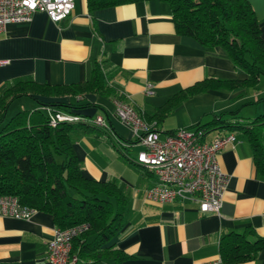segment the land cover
<instances>
[{
  "label": "crops",
  "instance_id": "obj_1",
  "mask_svg": "<svg viewBox=\"0 0 264 264\" xmlns=\"http://www.w3.org/2000/svg\"><path fill=\"white\" fill-rule=\"evenodd\" d=\"M247 1L264 39V0ZM0 61L4 62L0 91L21 78L50 85L82 82L89 79L95 62L101 61L109 85L149 122L158 108L198 81L247 77L221 47L208 49L177 34L170 7L161 0H139L92 13L86 0H74L70 15L58 22L37 11L30 20L9 23L0 32ZM262 76L257 91L243 86L208 88L173 104L155 129L163 137L178 128L196 130L214 115L232 122L253 118L264 112ZM82 98L94 106L77 112L91 119L102 117L107 129L83 126L73 133L81 172L86 178L114 181L126 198L124 223L106 246L127 257L119 263L109 259L107 264H204L220 256V240L228 233L251 229L264 237V176L254 165L245 134L212 127L202 136L211 141L233 134L218 155L229 177L219 214L201 212L196 200L159 205L146 198L154 175L126 156L135 157L142 146L131 128L115 117L113 98L99 93ZM55 100L66 103L74 98ZM56 228L52 215L44 211L29 219L0 216V264H47V242ZM231 264H264V251L254 259Z\"/></svg>",
  "mask_w": 264,
  "mask_h": 264
},
{
  "label": "trees",
  "instance_id": "obj_2",
  "mask_svg": "<svg viewBox=\"0 0 264 264\" xmlns=\"http://www.w3.org/2000/svg\"><path fill=\"white\" fill-rule=\"evenodd\" d=\"M136 1L139 0H86V3L92 13ZM161 1L170 7L177 34L189 36L208 49L221 47L247 77L204 79L194 83L157 109L149 118L155 121V126L173 104L208 88L259 89V79L264 75V39L247 0ZM100 62H95L89 79L82 82L50 85L21 78L0 91V195L17 196L21 204L51 214L59 229L88 223L89 229L72 240L71 252L77 256L76 264H107L109 259L119 263L127 257L121 250L106 246L124 223L126 198L114 181L86 178L73 149V133L78 128L107 129L105 123L98 125L94 118L77 112L94 106L91 102H82V95L99 93L113 99L123 98L109 85ZM65 96L74 100L66 103L55 100ZM38 97L54 100L41 101ZM21 98H31L38 106L17 109L6 119L11 104ZM56 114L77 115L80 120L58 121ZM212 127H230L245 134L254 165L264 176V112L243 118L241 122L214 115L212 121L198 124L196 130H201L203 136ZM260 251H264V237L255 235L251 229L228 233L219 243L225 264L254 259Z\"/></svg>",
  "mask_w": 264,
  "mask_h": 264
},
{
  "label": "built area",
  "instance_id": "obj_3",
  "mask_svg": "<svg viewBox=\"0 0 264 264\" xmlns=\"http://www.w3.org/2000/svg\"><path fill=\"white\" fill-rule=\"evenodd\" d=\"M73 8L74 0H0V32L9 23L30 20L37 11L45 12L51 21L58 22L68 17ZM112 102L115 117L131 128L137 143L142 146L134 158L126 155L127 158L154 175L155 181L147 189V200L159 205L175 200H196L201 212L219 214L229 177L221 169L218 155L233 139V134L229 132L204 141L201 130L178 128L161 137L155 122L145 120L129 99L114 98ZM55 119L78 121L80 117L56 114ZM94 122L104 124L100 116L95 117ZM35 212L37 209L21 204L17 196L0 195L2 217L29 219ZM88 229L86 222L56 228L47 242V264H76L77 256L71 252L72 240ZM204 264L225 263L219 256Z\"/></svg>",
  "mask_w": 264,
  "mask_h": 264
},
{
  "label": "rangeland",
  "instance_id": "obj_4",
  "mask_svg": "<svg viewBox=\"0 0 264 264\" xmlns=\"http://www.w3.org/2000/svg\"><path fill=\"white\" fill-rule=\"evenodd\" d=\"M262 78H264V76H262ZM34 104H37V103L34 100H32L31 98H21L19 100V102H15V103L11 104L7 117L9 118L10 115L12 114V112L14 113V111H16L17 109L31 108L32 106H34Z\"/></svg>",
  "mask_w": 264,
  "mask_h": 264
}]
</instances>
